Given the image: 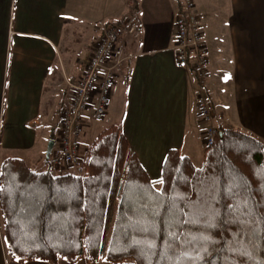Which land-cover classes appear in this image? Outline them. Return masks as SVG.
Masks as SVG:
<instances>
[{"label": "crops", "instance_id": "obj_1", "mask_svg": "<svg viewBox=\"0 0 264 264\" xmlns=\"http://www.w3.org/2000/svg\"><path fill=\"white\" fill-rule=\"evenodd\" d=\"M191 1L208 58L200 88L215 123L264 142V0ZM134 2L138 29L118 43L122 60L103 121L121 129L151 180L159 178L170 150L201 160L195 59L190 54L185 67L175 61L174 20L183 0H0V164L8 158L30 167L44 162L68 106V85L79 77L101 27L121 19ZM0 264H18L6 259L1 233Z\"/></svg>", "mask_w": 264, "mask_h": 264}, {"label": "trees", "instance_id": "obj_2", "mask_svg": "<svg viewBox=\"0 0 264 264\" xmlns=\"http://www.w3.org/2000/svg\"><path fill=\"white\" fill-rule=\"evenodd\" d=\"M135 10L113 23L134 22ZM43 163L40 172L21 158L0 164L9 261L264 264V142L251 134L219 128L200 165L170 150L157 180L115 125L92 140L81 173Z\"/></svg>", "mask_w": 264, "mask_h": 264}, {"label": "built area", "instance_id": "obj_3", "mask_svg": "<svg viewBox=\"0 0 264 264\" xmlns=\"http://www.w3.org/2000/svg\"><path fill=\"white\" fill-rule=\"evenodd\" d=\"M199 24L192 1H184L182 14L176 15L174 20L175 61L179 66H185L191 54L195 59L193 70L200 82H204L208 76L207 50L201 41ZM137 29L138 25L128 18L119 24L108 22L101 27L79 77L75 83L69 84V104L59 114L57 147L49 156V162L54 168L82 172L80 137L85 118L90 111L95 121L105 117L110 105L114 70L122 60L118 43L124 35H135ZM200 92L196 94L195 103L201 120H208L212 118L211 104ZM215 132L205 130L206 137L211 138H207L208 144H211Z\"/></svg>", "mask_w": 264, "mask_h": 264}, {"label": "rangeland", "instance_id": "obj_4", "mask_svg": "<svg viewBox=\"0 0 264 264\" xmlns=\"http://www.w3.org/2000/svg\"><path fill=\"white\" fill-rule=\"evenodd\" d=\"M186 1V0H185ZM183 3H184V0H183ZM183 3H182V7H183ZM200 25V24H199ZM200 29H201V25H200ZM201 36H202V29H201ZM86 38V37H84ZM84 38L82 40H84ZM81 40V39H80ZM76 42V40H74ZM87 43V40H84L83 41V44L85 45ZM75 45L74 46H71V49H74ZM77 47V46H76ZM70 49V50H71ZM186 66V65H185ZM185 66H180V67H185ZM207 69H208V58H207ZM192 71L193 73L195 74L194 70H193V66H192ZM65 74H67L65 71H64ZM60 75V79L63 81L64 80V77L59 73ZM196 78H197V75L195 74ZM208 77V76H207ZM206 80V79H205ZM62 81H61V84H60V88L63 89V85H62ZM205 81L204 82H200L199 78H197V90L195 92V95H194V105H195V110H196V117H197V121L199 123V126H200V132H201V137H202V143H203V147H205L206 145H210L208 144V141H207V138L211 139L209 136L206 137V134H205V130H209V131H218L219 128H221L222 126L215 123L214 121V117H215V111L211 106V113H212V118L208 119V120H201V116L199 114V108L197 107L196 103H195V97H196V94L198 92H200V94L202 93L204 95V92L202 91V87L204 85ZM69 86V85H68ZM58 88V91L59 89ZM57 91V92H58ZM57 95L53 96V99L56 98ZM110 103H111V98H110ZM110 106V105H109ZM109 109V107H108ZM108 111V110H107ZM107 113V112H106ZM229 115V114H228ZM89 117V116H87ZM104 119V118H103ZM103 119L101 121H95L91 116L89 117L88 119V126H86V124L84 125L83 127V131H82V135L80 137V154H81V159L83 161V158L85 157V154H86V150L87 148L90 146L92 140L97 136V134L99 133L100 129H102L103 127H106V124L105 122L103 121ZM84 139V140H83ZM51 141V140H50ZM54 144H56V146L54 147ZM53 144V147H52V150L55 149L57 147V143H54ZM47 147V146H46ZM51 150V151H52ZM46 152V150H45ZM51 153V152H50ZM50 156V154H49ZM44 159H45V156H44ZM49 159V157H48ZM194 164L196 165H200L201 164V160L197 159H193L192 160ZM50 163V162H49ZM51 166V164H50ZM34 171H37V172H40V171H43L46 169V165L44 163L40 164V165H34L31 167ZM51 169L54 171V172H69L71 169L69 168H54L53 166H51ZM7 259V258H6ZM8 260V259H7ZM126 264V263H125ZM129 264V263H128ZM130 264H132L130 262Z\"/></svg>", "mask_w": 264, "mask_h": 264}, {"label": "water", "instance_id": "obj_5", "mask_svg": "<svg viewBox=\"0 0 264 264\" xmlns=\"http://www.w3.org/2000/svg\"><path fill=\"white\" fill-rule=\"evenodd\" d=\"M53 144H54L53 141H49L47 143L46 152H45V161H48V157H49V154L52 150Z\"/></svg>", "mask_w": 264, "mask_h": 264}]
</instances>
